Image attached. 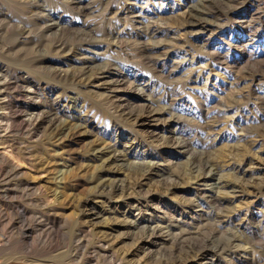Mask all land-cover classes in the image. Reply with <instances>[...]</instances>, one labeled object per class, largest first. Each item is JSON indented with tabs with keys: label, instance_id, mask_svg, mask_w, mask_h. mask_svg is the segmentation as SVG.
Listing matches in <instances>:
<instances>
[{
	"label": "rangeland",
	"instance_id": "374dc122",
	"mask_svg": "<svg viewBox=\"0 0 264 264\" xmlns=\"http://www.w3.org/2000/svg\"><path fill=\"white\" fill-rule=\"evenodd\" d=\"M0 64V227L54 246L0 264H264V0H0Z\"/></svg>",
	"mask_w": 264,
	"mask_h": 264
},
{
	"label": "bare ground",
	"instance_id": "6f19581e",
	"mask_svg": "<svg viewBox=\"0 0 264 264\" xmlns=\"http://www.w3.org/2000/svg\"><path fill=\"white\" fill-rule=\"evenodd\" d=\"M45 9V8H44ZM49 9V8H48ZM47 12V11H45ZM159 48V47H158ZM154 50V49H153ZM151 51V50H150ZM148 51V52H150ZM143 52V51H142ZM150 55V54H149ZM148 57V56H147ZM150 58V56H149ZM84 60V59H83ZM87 63V62H86ZM86 65V64H85ZM7 68V67H6ZM6 68L0 64V128L3 124H5V128L7 129L9 127V123L11 124L12 122H10V104H9V101L6 97L5 94H2L1 91L2 90H8L10 88V86H14V79L18 77V84H25V78L21 75V73H18V76L17 77H13V75H10L8 73V71L6 70ZM61 69V68H60ZM19 71V70H18ZM61 71V70H60ZM17 72V71H16ZM20 72V71H19ZM62 72H59V75L61 76L62 75ZM58 73V71H57ZM102 73V72H101ZM15 74V73H14ZM15 76V75H14ZM78 78V77H77ZM76 78V79H77ZM82 79V78H80ZM113 79V78H112ZM17 81V80H16ZM15 81V82H16ZM117 82V81H116ZM16 85V84H15ZM114 85V84H113ZM116 86V85H115ZM114 87V86H113ZM117 87V86H116ZM119 87V86H118ZM14 88V87H13ZM8 96V95H7ZM11 96V95H10ZM9 97V96H8ZM12 102V101H11ZM34 108L33 107H26L24 109V112H28L30 115L34 112L33 111ZM36 112V111H35ZM151 112V111H150ZM152 113V112H151ZM36 114V113H35ZM40 114V113H39ZM155 114V112H154ZM13 115V114H12ZM153 115V114H152ZM58 116V111L57 110H52L50 115L47 118V122L50 123V125L54 122V118ZM148 116V115H147ZM22 117V116H21ZM32 115L30 116V118H28V120H31V122L33 121L31 119ZM18 118V117H17ZM16 118V119H17ZM34 119V118H33ZM40 120V117L37 116L35 119H34V122L35 121H38ZM2 122V123H1ZM5 122V123H4ZM14 122V121H13ZM26 122H27V119L25 118H20L19 119V130L22 131V129L26 126ZM33 122V123H34ZM38 123V122H37ZM55 125V124H54ZM4 126V125H3ZM16 126V127H18ZM28 126V125H27ZM26 126V127H27ZM13 127V126H11ZM57 127V126H56ZM61 127V125H60ZM14 128V127H13ZM15 129V128H14ZM13 129V130H14ZM59 129V128H58ZM26 130V129H25ZM7 131V130H6ZM11 131V130H10ZM16 131V130H15ZM59 131V130H58ZM17 132V131H16ZM23 132V131H22ZM1 133H2V130L0 131V139H3L1 137ZM25 133V132H24ZM10 134V133H9ZM6 135V133H5ZM3 136V135H2ZM8 137V136H7ZM5 138V137H4ZM10 139V138H9ZM3 141V140H2ZM8 142V141H7ZM1 143V142H0ZM4 143V142H3ZM2 143V144H3ZM0 146V176L1 177H9L11 176L12 174L15 176V174L19 171L18 168H19V165L20 164H17L15 163L14 160L11 159V157H15V156H12L13 154H10L12 152H8L6 149L8 148L7 146L8 145H2ZM7 144V143H6ZM14 143H12L11 145L13 146ZM14 147V146H13ZM115 148V147H114ZM115 152V151H114ZM112 153V152H111ZM114 155H116V153H114ZM108 156V158H106V162L107 161H111V159L113 160L115 156ZM117 157V156H116ZM118 158V157H117ZM116 159V158H115ZM142 165V164H141ZM21 169V168H20ZM145 172H148V169H144ZM23 171V170H22ZM21 171V172H22ZM24 173V172H23ZM2 180V179H1ZM198 180H201V179H198ZM120 186L119 184H114L112 187H108L107 185H101L100 187V190L102 191H108V190H113V189H118ZM108 189V190H107ZM209 198V197H208ZM207 199V197H206ZM218 200V198H216ZM220 199V198H219ZM210 200V199H209ZM211 202V201H210ZM10 205V204H9ZM14 205V204H13ZM134 205V204H133ZM10 207V206H9ZM12 207V206H11ZM216 207V206H215ZM87 208V207H86ZM97 211V210H96ZM142 212V211H141ZM23 213H25V210H23ZM90 213V212H89ZM100 213L99 212H95L94 211V215H99ZM90 216V215H89ZM53 217V216H52ZM50 219L49 222L51 223L52 227H55L56 225V221H55V218H51L49 217ZM92 218V217H91ZM46 219V220H47ZM22 222L20 223L19 226L16 227V233H12V234H6L5 233V230L3 232L2 228L0 227V251L4 252V251H8L9 255H10V258H16V254H24L22 256H24L23 258H19L20 260L21 259H26V258H33L35 257V255H38V254H47L48 253V250H53L54 246L49 243V245L47 244V242H43L38 236H35L34 235V227H37L39 225L35 224V225H31V223H28L26 222V219H23L22 218ZM28 220V219H27ZM47 220V221H48ZM35 221V220H34ZM146 222V220H144ZM150 221V219H149ZM133 222V221H132ZM13 220H9V225H13ZM148 223V222H147ZM16 224V223H15ZM33 224V223H32ZM47 224V223H46ZM136 224V223H135ZM137 224H139V222L137 221ZM2 226V225H1ZM137 226V225H136ZM161 226V225H160ZM15 228V227H14ZM10 230V229H9ZM146 230V229H145ZM149 232H150V238L152 237H155L156 234L159 232L157 230V227H150L148 228ZM170 230V229H169ZM14 231V230H13ZM8 232V231H7ZM11 233V232H10ZM144 233V232H143ZM167 233V231H166ZM83 231H79V236H84L83 235ZM145 234V233H144ZM143 234V235H144ZM164 234V233H163ZM161 234V235H163ZM40 235V234H39ZM146 236H148L147 234H145ZM169 236V235H168ZM145 237V236H144ZM149 237V236H148ZM163 237V236H162ZM143 238V237H141ZM164 238V237H163ZM147 240V239H146ZM142 241V240H141ZM156 241V240H155ZM149 242V241H148ZM102 243V241H101ZM140 243V242H139ZM156 244V243H155ZM138 245V244H137ZM141 245V244H140ZM75 246V245H74ZM104 246V244L102 245ZM143 246V245H142ZM147 246V245H146ZM76 248V246L74 247V249ZM74 253V252H73ZM9 259V258H8ZM34 259V258H33ZM38 260V259H36ZM26 262V261H25ZM5 263V262H4ZM5 264H9V262H6Z\"/></svg>",
	"mask_w": 264,
	"mask_h": 264
}]
</instances>
